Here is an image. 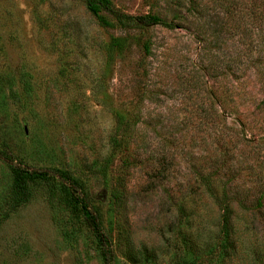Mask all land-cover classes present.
<instances>
[{
  "label": "rangeland",
  "instance_id": "374dc122",
  "mask_svg": "<svg viewBox=\"0 0 264 264\" xmlns=\"http://www.w3.org/2000/svg\"><path fill=\"white\" fill-rule=\"evenodd\" d=\"M112 2L172 27H103L83 0H0V149L81 185L112 264H264V37L251 17L264 0ZM110 35L128 48L106 65ZM9 183L0 160V264H102L62 179H27L28 199L6 210Z\"/></svg>",
  "mask_w": 264,
  "mask_h": 264
},
{
  "label": "trees",
  "instance_id": "16d2710c",
  "mask_svg": "<svg viewBox=\"0 0 264 264\" xmlns=\"http://www.w3.org/2000/svg\"><path fill=\"white\" fill-rule=\"evenodd\" d=\"M83 2L88 13L103 27H119L123 30L133 26L148 27L152 25H161L169 28L172 27V22L166 21L155 13L146 12L133 15L118 9L112 0H83ZM251 17L254 19L253 21L255 24L259 25V27L257 26V29H255L259 31L258 37H264V24L260 25V23L264 21V10L257 8L253 11ZM127 48V37L110 35L103 47L105 64L113 63ZM114 118L117 124L116 129H118L121 116L118 113H114ZM0 160L4 163L10 174V183L4 197V208L6 210H11L28 199L29 189L26 185L27 179H31L32 177L44 178L52 175L57 176L65 182V190L72 201V206L79 212L85 225L90 228L91 232L94 234L96 242L99 245L102 264H112L111 242L102 229L100 215L96 209L90 208L86 200L84 189L75 179L69 177L67 173L61 170L51 172L49 170L37 171L24 168L21 166L20 162L16 160L15 155L10 153L7 149H0ZM99 173L101 174L103 182L107 184L108 178L106 170L101 168ZM220 200L218 239L220 240L219 244L225 245L230 229L227 194L225 190L220 194ZM133 256L131 250L127 249V259H132Z\"/></svg>",
  "mask_w": 264,
  "mask_h": 264
}]
</instances>
